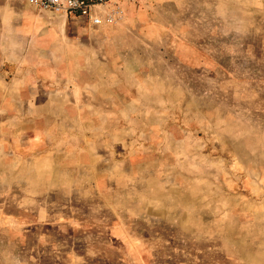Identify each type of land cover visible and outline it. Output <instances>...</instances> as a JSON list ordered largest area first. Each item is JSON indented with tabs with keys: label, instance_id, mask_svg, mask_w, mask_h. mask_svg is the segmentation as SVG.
Returning <instances> with one entry per match:
<instances>
[{
	"label": "rangeland",
	"instance_id": "374dc122",
	"mask_svg": "<svg viewBox=\"0 0 264 264\" xmlns=\"http://www.w3.org/2000/svg\"><path fill=\"white\" fill-rule=\"evenodd\" d=\"M121 5L0 0V264H264V0Z\"/></svg>",
	"mask_w": 264,
	"mask_h": 264
},
{
	"label": "built area",
	"instance_id": "2783aa9c",
	"mask_svg": "<svg viewBox=\"0 0 264 264\" xmlns=\"http://www.w3.org/2000/svg\"><path fill=\"white\" fill-rule=\"evenodd\" d=\"M27 2L65 16H82L92 25H109L123 18L124 0H26ZM132 1V0H129Z\"/></svg>",
	"mask_w": 264,
	"mask_h": 264
},
{
	"label": "crops",
	"instance_id": "0c3cea01",
	"mask_svg": "<svg viewBox=\"0 0 264 264\" xmlns=\"http://www.w3.org/2000/svg\"><path fill=\"white\" fill-rule=\"evenodd\" d=\"M70 17H78V15L70 16ZM79 17H82V16H79ZM82 18L86 20V18H84V17H82Z\"/></svg>",
	"mask_w": 264,
	"mask_h": 264
}]
</instances>
